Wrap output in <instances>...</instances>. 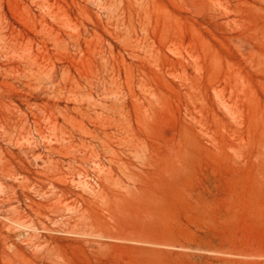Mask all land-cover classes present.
Instances as JSON below:
<instances>
[{"label": "rangeland", "instance_id": "374dc122", "mask_svg": "<svg viewBox=\"0 0 264 264\" xmlns=\"http://www.w3.org/2000/svg\"><path fill=\"white\" fill-rule=\"evenodd\" d=\"M0 264H264V0H0Z\"/></svg>", "mask_w": 264, "mask_h": 264}, {"label": "bare ground", "instance_id": "6f19581e", "mask_svg": "<svg viewBox=\"0 0 264 264\" xmlns=\"http://www.w3.org/2000/svg\"><path fill=\"white\" fill-rule=\"evenodd\" d=\"M27 139V138H26ZM29 139V138H28ZM30 140V139H29ZM32 141H33V139H32ZM32 141L30 140V144L32 143ZM29 144V143H28ZM34 144V143H33ZM31 146V145H30ZM33 147V146H32ZM35 147V146H34ZM80 182V181H79ZM78 182V183H79ZM81 183V182H80ZM79 183V184H80ZM78 184V185H79ZM95 184V183H94ZM92 187H93V185L91 186L90 185V183L87 181V180H83V182H82V184H81V188L83 189V190H91V191H88V192H92Z\"/></svg>", "mask_w": 264, "mask_h": 264}]
</instances>
